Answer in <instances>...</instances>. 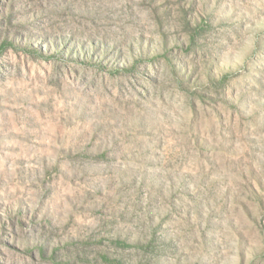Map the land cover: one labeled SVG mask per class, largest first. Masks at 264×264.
Wrapping results in <instances>:
<instances>
[{
    "label": "rangeland",
    "instance_id": "374dc122",
    "mask_svg": "<svg viewBox=\"0 0 264 264\" xmlns=\"http://www.w3.org/2000/svg\"><path fill=\"white\" fill-rule=\"evenodd\" d=\"M0 264H264V0H0Z\"/></svg>",
    "mask_w": 264,
    "mask_h": 264
}]
</instances>
